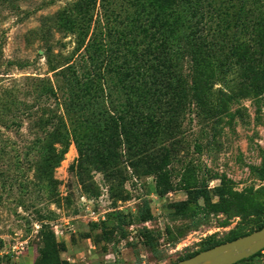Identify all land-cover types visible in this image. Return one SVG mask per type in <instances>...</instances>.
I'll use <instances>...</instances> for the list:
<instances>
[{
    "label": "rangeland",
    "instance_id": "1",
    "mask_svg": "<svg viewBox=\"0 0 264 264\" xmlns=\"http://www.w3.org/2000/svg\"><path fill=\"white\" fill-rule=\"evenodd\" d=\"M263 26L264 0H0V264H179L263 228Z\"/></svg>",
    "mask_w": 264,
    "mask_h": 264
},
{
    "label": "water",
    "instance_id": "2",
    "mask_svg": "<svg viewBox=\"0 0 264 264\" xmlns=\"http://www.w3.org/2000/svg\"><path fill=\"white\" fill-rule=\"evenodd\" d=\"M264 251V228L248 236L199 253L179 264H239Z\"/></svg>",
    "mask_w": 264,
    "mask_h": 264
},
{
    "label": "trees",
    "instance_id": "3",
    "mask_svg": "<svg viewBox=\"0 0 264 264\" xmlns=\"http://www.w3.org/2000/svg\"><path fill=\"white\" fill-rule=\"evenodd\" d=\"M220 11H217V10H209L208 12H207V15H206V18H205V16L203 17V15H202V17H201V21H200V23H199V26H201L202 25V28H201V30H202V32H201V30H200V33H201V36H202V38L204 39L203 41H204V45L207 47V50H208V52L211 54L213 51H214V49L216 48V46H215V44H214V41L216 40V39H218V38H220V39H226V33H225V30H224V28H221V25H220V23L218 22V25L219 26H217V25H214V22H215V16L217 15V13H218V15H219V19H221V18H223L222 17V15L219 13ZM203 18V19H202ZM205 19V21H203ZM226 19V18H225ZM225 19H223V22H225ZM248 22L250 23V19L248 20ZM216 27V28H215ZM264 27V26H263ZM205 30H207V31H209V34L212 32V36L214 37L213 39H209V37L210 36H208V35H204V33H203V31H205ZM237 37V36H236ZM156 43H158V40H156ZM150 47H148L147 49H149ZM159 48H157V47H155V48H153L152 49V51H154V52H157V55H158V53H159ZM146 52V51H145ZM144 52V53H145ZM145 55V54H144ZM152 56L154 57V55L152 54V52L150 51V53H147V55L144 57V63H145V65L147 66V65H149L150 63H151V58H152ZM259 62H260V70H262V72H263V74H264V49H263V51H262V53L260 54V56H259ZM244 63H245V65H246V62L245 61H243ZM246 76H241L240 77V85H241V87L243 88L242 89V91H241V94H245L246 96H250V86H249V84L248 83H246ZM220 94H222L223 96H226L227 97V101H226V106L228 107L229 106V103L230 102H232V100L234 99V97H233V95H228V94H226L225 92H223V91H220ZM198 101L199 102H201V101H203L202 102V104H205L207 101L206 100H204L202 97H201V95L200 96H198ZM264 228V227H263ZM262 228H260L259 230H261ZM250 235V234H249ZM248 236V235H247ZM235 240H237V239H235ZM232 241H234V240H232ZM231 241V242H232ZM220 245H222V244H220ZM217 246H219V245H217ZM217 246H214V247H210L209 249H207V250H210V249H213V248H215V247H217ZM207 250H205V251H207ZM204 252V251H203ZM264 252V251H263ZM263 252H261V253H259L257 256H255V257H253V258H251V259H249V260H246V261H243V262H241V263H245V262H249V261H252V259H254V258H256V257H258V256H260ZM201 253V252H200ZM199 253H196V254H194L193 256H191L190 258H193V257H195V256H197ZM189 258V259H190ZM240 264V263H239Z\"/></svg>",
    "mask_w": 264,
    "mask_h": 264
}]
</instances>
